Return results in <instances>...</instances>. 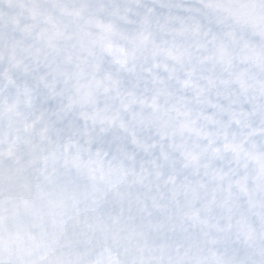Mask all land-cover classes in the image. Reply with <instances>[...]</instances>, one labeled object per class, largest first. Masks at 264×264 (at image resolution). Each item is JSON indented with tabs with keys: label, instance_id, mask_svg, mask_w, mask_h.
<instances>
[{
	"label": "snow or ice",
	"instance_id": "1",
	"mask_svg": "<svg viewBox=\"0 0 264 264\" xmlns=\"http://www.w3.org/2000/svg\"><path fill=\"white\" fill-rule=\"evenodd\" d=\"M0 264H264V0H0Z\"/></svg>",
	"mask_w": 264,
	"mask_h": 264
}]
</instances>
